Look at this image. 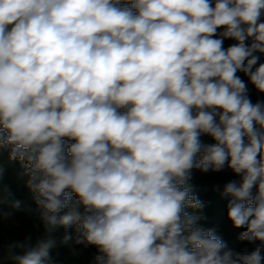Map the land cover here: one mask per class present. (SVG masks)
<instances>
[{
  "label": "clouds",
  "instance_id": "1",
  "mask_svg": "<svg viewBox=\"0 0 264 264\" xmlns=\"http://www.w3.org/2000/svg\"><path fill=\"white\" fill-rule=\"evenodd\" d=\"M256 53L264 0H0V149L26 167L39 233L0 264H49L73 225L96 264H264V101L237 75L264 93ZM225 166L251 251L198 224L192 172Z\"/></svg>",
  "mask_w": 264,
  "mask_h": 264
},
{
  "label": "trees",
  "instance_id": "2",
  "mask_svg": "<svg viewBox=\"0 0 264 264\" xmlns=\"http://www.w3.org/2000/svg\"><path fill=\"white\" fill-rule=\"evenodd\" d=\"M223 29L217 30V36ZM236 43L232 39L224 40V47ZM260 56V63H264V54L256 53ZM242 80L247 84V95L253 103L264 101V93L258 92L249 82L248 77L242 72H238ZM203 144L214 143L211 137L202 135L200 137ZM0 167L3 171L0 173V244H7L14 239H23L25 235L32 232L39 234L35 227L37 221L32 217L36 204L32 194L26 187L28 179L25 165L20 161H9L8 150L0 149ZM240 177L225 166L222 171L201 172L198 169L193 170L191 179L188 181L192 194L200 199L205 207L200 210L202 219L198 224L204 228H211L214 234L222 239L228 248L241 251L247 248L251 251L257 242L251 243L239 239L244 228H234L232 222L227 217V206L230 197L222 195L223 187L231 181L239 182ZM75 197L72 198V202ZM14 202H19V207H13ZM67 209L63 210V215ZM192 212V209H186ZM69 234L72 240L67 245L57 246L50 250L49 264H96L95 257L99 255L96 246L77 245L75 240V226L68 228L59 227L53 233L56 238H62Z\"/></svg>",
  "mask_w": 264,
  "mask_h": 264
}]
</instances>
